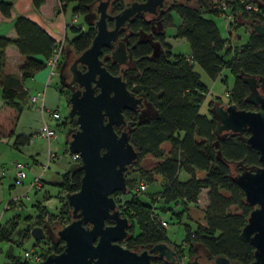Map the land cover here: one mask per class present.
Listing matches in <instances>:
<instances>
[{
  "label": "trees",
  "instance_id": "1",
  "mask_svg": "<svg viewBox=\"0 0 264 264\" xmlns=\"http://www.w3.org/2000/svg\"><path fill=\"white\" fill-rule=\"evenodd\" d=\"M33 1L38 7L44 0ZM59 1L62 4L72 3L74 14H87L90 7L99 0ZM226 1L231 2L240 15L239 21L225 37L221 36L218 24L213 19L204 17V13L218 14L212 8V0L207 3L198 0L194 7L186 3L173 4L162 14L160 21L148 20L140 13L127 22L126 29H121L120 35L128 32L127 44L133 61L131 67L119 65L109 58L102 59L110 73L121 74L128 90L142 95L156 111L154 117L135 125L136 111L123 110L126 120L133 123L129 141L137 150L138 159L149 156L152 162L145 166L137 164V159L126 175L128 172H139L146 184L149 180H156L162 185V190L151 195L148 204L133 194L126 202L118 204L121 215L129 223L128 238L123 245L131 251H137L166 243L176 251L177 260L173 264H183L182 248L170 244L166 230L156 222L154 203L162 200L163 204H181L187 212L189 205L198 204L203 189L207 190V205L201 210L203 219L202 223H196L197 231L187 234L184 241L188 247V256H195L196 246L199 245L207 252V256L195 257L200 264H213L217 257L238 264H251L254 261V248L240 237L253 206L245 201L244 191L234 179L230 163L241 162L245 166L256 167L260 165L259 155L246 143L247 133H217L218 119L214 103L222 102L211 100L208 102V113L200 112L204 94L208 90L200 83L199 74L193 70L197 64L209 77L215 79L223 68L229 69L234 76V83L231 91L227 92V104L235 103L238 108L245 110L255 109L249 100L251 86L245 77L254 76L264 80V35L250 30L247 42L236 48L231 30H236L241 20L264 21V5L259 6L262 13L258 14L242 9L240 0ZM243 1L254 3V0ZM124 5L125 0H113L111 4L114 13ZM11 8L10 1H0V13L4 17L10 16ZM173 12L181 18L175 27V36L188 41L189 56L174 54L171 45L166 42L165 30L172 21ZM108 25L111 26L112 21ZM14 29V39L0 36V83L4 99L0 107V138L13 135L14 120L22 111L20 101L27 95L25 90L11 85L14 77L4 73L5 47L13 44L25 56L20 66L21 79L31 77L34 72L42 69L46 59L56 49L54 39L26 17H17ZM74 30L78 33L68 39L67 44L77 55L90 45L96 28L94 24L82 32ZM108 51L104 48L101 57ZM228 55H231L230 58H227ZM65 122H57L55 127L60 129L65 126ZM163 143L169 144V152L162 148ZM182 173L187 176L186 179L180 178ZM82 174L79 165L62 174V181L57 185L64 191L75 192L80 187ZM118 193L122 192H115V199ZM133 219L137 220L139 226V234L135 236L131 224ZM151 262L172 264L157 258Z\"/></svg>",
  "mask_w": 264,
  "mask_h": 264
},
{
  "label": "water",
  "instance_id": "2",
  "mask_svg": "<svg viewBox=\"0 0 264 264\" xmlns=\"http://www.w3.org/2000/svg\"><path fill=\"white\" fill-rule=\"evenodd\" d=\"M163 2L134 0L115 14L108 12L110 0H99L96 5V32L90 45L69 66L78 88L69 96L68 117L75 119L77 128L70 133L68 149L79 155L83 174L79 189L67 195L71 222L57 231L64 249L48 255L42 264H152L153 258L173 264L177 260L175 251L166 243L141 252L122 246L128 238L129 223L121 215L113 194L127 191L126 172L138 159L125 130L128 122L123 110L142 108L145 98L130 92L121 74L110 73L101 58L107 48L111 50L112 62L126 65L131 54L127 42L118 39L120 29L140 12L157 14V7ZM109 19L113 20L112 27ZM252 30L264 35V22L252 23ZM245 80L252 86L250 100L258 109H240L235 103L215 105L216 131L221 135L247 133L246 143L259 155L260 165L242 171L234 179L243 189L245 201L253 206L240 237L254 248L251 264H264V95L257 91L258 78L246 76ZM27 231L36 241L44 237L39 226H28ZM14 244L10 241V256ZM5 257L9 258L7 254ZM189 264L200 263L195 258ZM213 264L238 263L217 257Z\"/></svg>",
  "mask_w": 264,
  "mask_h": 264
},
{
  "label": "rangeland",
  "instance_id": "3",
  "mask_svg": "<svg viewBox=\"0 0 264 264\" xmlns=\"http://www.w3.org/2000/svg\"><path fill=\"white\" fill-rule=\"evenodd\" d=\"M198 0H190L189 2L183 0H171L158 10V14L151 15L143 13L142 15L148 20L160 21L162 14L173 4L186 3L189 6H197ZM207 3L209 0H203ZM98 1L91 6V10L87 18L85 14L79 17L78 26L83 28L80 32L85 31L87 27L94 26L98 14L96 12V5ZM126 3V1H125ZM256 4L264 3V0H254ZM108 12L114 14L112 6L108 7ZM78 15V14H76ZM204 17L213 19L218 24L220 34L222 37L227 36L224 26V20L220 16H215L211 13H204ZM75 22V21H74ZM181 22L180 16L173 12L172 21L166 26V42L171 45V51L174 54H181L189 56L190 45L183 37L175 36V27ZM77 23V22H76ZM86 27V28H85ZM126 29V28H124ZM250 25L239 26L235 31L236 39L232 38L236 48L241 47L247 42ZM128 35L119 36V39L124 40ZM127 39V37H126ZM228 55L227 58H230ZM76 57L75 52L68 44L62 45V52L56 68V75L51 86L47 87L45 91L46 107L50 109H58L65 122V126L58 129L55 139H51L49 143L50 150L56 153L57 157L53 161H47L48 156V141L39 134V129L42 124V117L40 112L36 109V105L29 100L24 109L16 116L14 120L13 135L0 138V264L10 261L5 257L9 250L10 241H15L13 245V256L11 261L16 264H25L24 253L38 254L42 258H46L50 254H58L64 249V243L57 237V231L71 222V207L67 202V195L70 192L64 191L57 183L62 181V174L71 171L79 164L78 160L73 159L72 153L68 149L70 133L77 128L75 119L68 117L69 111V96L71 92L78 88L77 84L71 78L69 66ZM103 60L110 59V51L103 54ZM133 61L130 58L126 67H131ZM47 74H48V67ZM193 70L199 74L200 83L206 87L208 92L204 94V102L201 104L200 112L208 113V102L211 100H219L223 104L229 102L226 92H230L234 83V76L229 69L223 68L220 74L212 79L209 77L199 65H194ZM262 82V80H259ZM45 84V81H44ZM33 88L30 92H39L44 90V85H31ZM0 98V106H2ZM215 105L220 103H214ZM137 120L135 125L143 123L154 116L155 109L146 101L142 108L135 110ZM52 125L53 122H50ZM133 123L128 121L125 130L129 133L132 130ZM19 134L30 136V142L25 145L17 144L15 140ZM21 146V147H20ZM163 148L166 150L169 145L164 143ZM153 161V160H152ZM20 162L26 164L27 176L22 179L16 177L15 164ZM142 163L145 166L151 165L149 156L141 157L136 162ZM232 174L235 176L244 170H253L255 167L245 166L241 162L230 163ZM45 168L41 176V187L38 189L30 187V183L35 175L42 172V167ZM135 167V166H133ZM126 177V184L129 186L125 193H118L116 196V204H123L133 195L137 196L142 202L150 203L151 195H156L162 190L161 182L156 180H149L146 184V189L137 192L138 185L146 180L142 178L139 172H128ZM184 179L183 175H180ZM135 189V191L133 189ZM131 191V192H130ZM133 194V195H132ZM206 196V195H205ZM199 207L204 205L202 193L199 195ZM207 199V196H206ZM12 201V203H10ZM155 213L159 214L162 219L166 220L168 227L166 235L170 244L180 246L183 254V261L185 264L192 261L195 257L206 255L207 252L199 245L196 246V255L188 256V247L184 243L187 234L197 231V224L189 219L186 211H184L181 204H163L162 200L154 203ZM188 213L191 211H187ZM178 214V219L176 216ZM194 215L193 211L191 212ZM134 221V222H133ZM131 222L133 227V235L139 234V226L136 219ZM34 228L39 226L43 229V239L36 241L27 227ZM124 247V245L122 244ZM150 248V246L145 249ZM137 251H140L139 249ZM201 255V256H200ZM202 258V257H201ZM27 264H34L28 262Z\"/></svg>",
  "mask_w": 264,
  "mask_h": 264
},
{
  "label": "crops",
  "instance_id": "4",
  "mask_svg": "<svg viewBox=\"0 0 264 264\" xmlns=\"http://www.w3.org/2000/svg\"><path fill=\"white\" fill-rule=\"evenodd\" d=\"M0 1H10L12 3V8L10 10L9 17H4L0 13V36L14 39L16 37L14 22L17 17L23 16L28 18L30 21L36 23L37 25H39L52 39H54L56 43V48L58 45L62 44L64 45V50H65V46L67 45V40L73 38L78 33L74 29L80 30L83 28L82 25L78 26L79 17L81 16V14L76 15L73 13L72 3L62 4L59 0H44L42 4H40V6L36 7L34 5L33 0H0ZM89 13L85 14L84 18H87ZM4 54H5L4 73L8 76L10 75L11 77L15 78V80H11V85L14 87H19L27 92L26 97L22 101H20V104L22 105V109H24L23 108L24 105H26L27 102L29 101V93L33 89L29 87L28 83L36 86L37 85L40 86L41 84L44 85V81H46L47 78L46 68L50 57L46 59V64L42 69L38 70L37 72H34L31 77L21 79L22 72L20 71V66L23 64L25 60V56L21 55L18 49L16 48V46L13 44H9L5 47ZM46 89H44L45 106H46L45 103ZM0 98L3 103L4 99L2 98L1 83H0ZM155 115H156V111L154 112V116ZM208 116L210 115L208 114ZM52 125L55 126V123H53ZM16 139L17 140H15L14 143L15 146L17 144L22 146L30 142V136L27 137L24 136L23 134H19L18 138ZM169 150H170V146L165 151L169 152ZM180 175H183L184 179L187 178V176H185L183 173ZM206 192H207L206 189H203L201 191L202 196L204 197L203 199L204 205L202 207H199V203L196 206L189 205V211L191 212L193 211L194 215H192L191 212L189 213L186 212L187 215L189 216V219L192 220L194 223L197 222L202 223L203 214L201 210L205 208L207 205V199L205 196ZM198 202H200V198ZM6 254L7 256H9L8 259L11 261L12 256H10V252L8 251Z\"/></svg>",
  "mask_w": 264,
  "mask_h": 264
},
{
  "label": "built area",
  "instance_id": "5",
  "mask_svg": "<svg viewBox=\"0 0 264 264\" xmlns=\"http://www.w3.org/2000/svg\"><path fill=\"white\" fill-rule=\"evenodd\" d=\"M240 4L242 6V9L244 10H252L255 13H262L260 10V7L255 4V3H250V2H245L243 0H240ZM212 8L217 11V16H220L224 20V26H225V31L228 33V31L232 28V26L235 25L237 21H239V11H236L233 8V5L231 2H227L226 0H212ZM264 15V14H263ZM62 52V44L58 45L54 53L51 55V57L48 60V74L47 78L44 84V89L47 87L51 86L53 83V79L56 75V68L60 59V55ZM228 93L226 92L225 95ZM29 100L31 103L36 105V109L40 112L41 117H42V124L39 129V134L48 141V156H47V161H53L57 157L56 153H53L50 150L49 143L51 139H55L57 136V131L56 127L54 125H51L50 122L57 123L63 121L62 115L59 112L58 109H50L47 108L44 104V90L39 91V92H30L29 93ZM71 153V152H70ZM72 157L75 160L80 161V157L76 153H72ZM26 164L16 162L15 164V171H16V177L17 180L25 178L27 176L26 173ZM47 166L42 167V172L39 175H35L33 177L32 182L30 183V187L38 189L41 187V176L43 172H45V168ZM146 189V183L141 182L138 185V189H136L137 192L144 191ZM135 191V189H133ZM131 192V191H130ZM12 203V201L10 202ZM154 218L157 223H159L165 230L168 227V224L166 220L162 219L159 214H154ZM24 262L27 264L28 262H32L34 264H42L44 261V258H42L38 254H31L29 252L24 253ZM183 261V260H182ZM3 264H16L14 261H9L7 263Z\"/></svg>",
  "mask_w": 264,
  "mask_h": 264
},
{
  "label": "flooded vegetation",
  "instance_id": "6",
  "mask_svg": "<svg viewBox=\"0 0 264 264\" xmlns=\"http://www.w3.org/2000/svg\"><path fill=\"white\" fill-rule=\"evenodd\" d=\"M126 1V3H125V5H124V7L127 5V3H129V2H132V1H134V0H125ZM138 1H143V0H138ZM169 1H171V0H164V2H163V4L162 5H160V6H158L157 7V11L161 8V7H163L166 3H168ZM183 1H187V2H189L190 0H183ZM112 2H113V0H110V3H109V6L112 4ZM258 6H260V5H264V3H262V4H257ZM108 6V7H109ZM123 7V8H124ZM119 12V11H118ZM110 13V12H109ZM117 13V12H116ZM141 14H143V13H147V14H151V13H148V12H140ZM140 13H138V14H140ZM111 14V13H110ZM115 14V13H114ZM157 14H158V12H157ZM137 15V14H136ZM151 15H156V14H151ZM135 16V15H134ZM109 21H112V25L110 26L109 25V27H112L113 26V20L112 19H109L108 20V22ZM128 22V21H127ZM264 21H262V22H259L258 20H256V22H252L251 20L249 21H247V20H241L240 21V26H244L245 27V25H250V27H251V29L250 30H252V23L254 24V23H263ZM127 24V23H126ZM234 27V26H233ZM124 28H126V25L125 26H123L121 29H124ZM121 29H120V31H121ZM120 31H119V36H120ZM235 31L236 30H234V31H232L231 30V32H232V38H234V39H236V36H235ZM119 36H118V39H119ZM126 42H127V39H126V37H125V39H124ZM127 46H128V44H127ZM109 51L111 52V50L109 49ZM116 63V62H115ZM118 64V63H117ZM79 68H81V69H84V66H82V65H79L78 66ZM257 83H258V87H257V91H258V93L260 94V95H264V88H263V86H264V83H262V82H260L259 80L257 81ZM78 86V85H77ZM251 86V85H250ZM254 93V91H253V89H252V86H251V93H250V96L252 95ZM250 96H249V100H250ZM251 101V100H250ZM252 102V101H251ZM253 104H254V106H255V109L254 110H257L258 109V105L256 104V103H254V102H252ZM128 122V121H127ZM116 130H118L119 131V129L116 127ZM248 135V134H247ZM114 197V196H113ZM114 199H115V197H114ZM115 201H116V199H115ZM148 249V248H147ZM144 250V249H143ZM174 250V249H173ZM142 250H140V251H136V252H141ZM175 251V250H174ZM175 253H176V251H175ZM176 258H177V254H176ZM182 260H183V255H182ZM183 262V264H185V262L184 261H182Z\"/></svg>",
  "mask_w": 264,
  "mask_h": 264
}]
</instances>
